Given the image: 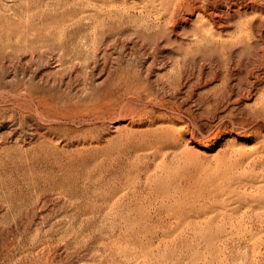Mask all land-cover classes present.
Returning a JSON list of instances; mask_svg holds the SVG:
<instances>
[{
	"label": "rangeland",
	"instance_id": "374dc122",
	"mask_svg": "<svg viewBox=\"0 0 264 264\" xmlns=\"http://www.w3.org/2000/svg\"><path fill=\"white\" fill-rule=\"evenodd\" d=\"M0 264H264V0H0Z\"/></svg>",
	"mask_w": 264,
	"mask_h": 264
}]
</instances>
